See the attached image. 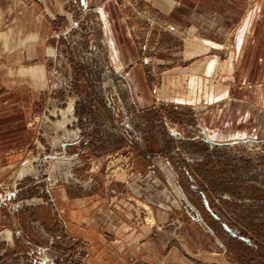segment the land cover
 I'll use <instances>...</instances> for the list:
<instances>
[{
    "label": "rangeland",
    "instance_id": "rangeland-1",
    "mask_svg": "<svg viewBox=\"0 0 264 264\" xmlns=\"http://www.w3.org/2000/svg\"><path fill=\"white\" fill-rule=\"evenodd\" d=\"M0 264H264V0H0Z\"/></svg>",
    "mask_w": 264,
    "mask_h": 264
},
{
    "label": "crops",
    "instance_id": "crops-1",
    "mask_svg": "<svg viewBox=\"0 0 264 264\" xmlns=\"http://www.w3.org/2000/svg\"><path fill=\"white\" fill-rule=\"evenodd\" d=\"M45 62H46V60H43V65H41L40 64V67H38L39 68V70H33V69H29V71H27V72H25L26 74L24 75L25 77H28L30 80H29V86H34L33 84H32V78H34V77H36L35 75H39L40 77H42V75H44V77L46 78V73H47V71H46V69H45V67H46V64H45ZM33 71V72H32ZM32 73H34V74H32ZM45 84V83H44ZM38 87V92H40V91H44V92H46L45 90H47V88H46V85H43V86H37ZM29 121V122H28ZM27 122H28V125H27ZM62 122L63 121H60V122H56L55 123V127H56V132L54 131L53 132V136H51V135H49L51 138H53V140H62L63 139V131H57L58 129H57V126H59V125H61L62 126ZM29 123H30V120H29V118L24 122V124H23V126L25 127V128H30L33 124L36 126V124L35 123H33V124H31L30 123V125H29ZM39 125V124H38ZM33 127V126H32ZM30 130V129H29ZM61 130H63V129H61ZM62 132V133H61ZM72 141H73V139H72V137L70 138V142L68 143V144H70V143H72ZM68 148V147H67ZM68 150V149H67ZM67 150H65V152L67 151ZM70 158H73V149H72V144L70 145ZM75 152H78V148L76 149V151ZM29 192H28V190H24L23 191V194H24V196L23 197H25V198H27V197H31L32 196V194H28ZM70 195V196H69ZM73 194L72 193H67L66 191L64 192V193H62V195H61V200H62V204L64 205V202H70V206H71V211L68 213V215H64V209H63V207L62 206H60L58 203H59V201H56V198H53L52 196H51V194H49V196H51L50 197V204H48L49 206L50 205H53L54 206V208H55V219L56 220H58L57 218L58 217H60L61 219H63V216H64V220H66V221H69L70 223H73V222H78V219L77 218H75L76 217V213L72 210V206H73V196H72ZM45 198H47V195H43ZM76 202H77V200H75ZM76 206H77V204H76ZM62 221V220H61Z\"/></svg>",
    "mask_w": 264,
    "mask_h": 264
},
{
    "label": "water",
    "instance_id": "water-1",
    "mask_svg": "<svg viewBox=\"0 0 264 264\" xmlns=\"http://www.w3.org/2000/svg\"><path fill=\"white\" fill-rule=\"evenodd\" d=\"M205 141L208 142L209 144H212V145H216L217 144L216 142L210 141L208 139H205Z\"/></svg>",
    "mask_w": 264,
    "mask_h": 264
},
{
    "label": "bare ground",
    "instance_id": "bare-ground-1",
    "mask_svg": "<svg viewBox=\"0 0 264 264\" xmlns=\"http://www.w3.org/2000/svg\"><path fill=\"white\" fill-rule=\"evenodd\" d=\"M31 70V69H30ZM33 70H39V68H33ZM29 71V70H28ZM33 72V71H32ZM32 74H34V73H32Z\"/></svg>",
    "mask_w": 264,
    "mask_h": 264
}]
</instances>
